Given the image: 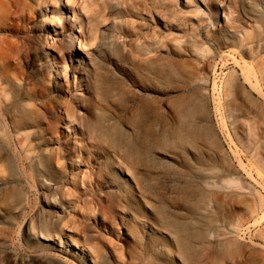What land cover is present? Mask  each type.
<instances>
[{
    "label": "rangeland",
    "instance_id": "obj_1",
    "mask_svg": "<svg viewBox=\"0 0 264 264\" xmlns=\"http://www.w3.org/2000/svg\"><path fill=\"white\" fill-rule=\"evenodd\" d=\"M193 1L76 0L93 60L74 103L94 168L65 193L17 118L66 142L82 77L58 74L72 60L38 0H0V264H264V0ZM56 8L65 35L81 25ZM76 204L88 218L64 219L79 248L49 224Z\"/></svg>",
    "mask_w": 264,
    "mask_h": 264
},
{
    "label": "bare ground",
    "instance_id": "obj_2",
    "mask_svg": "<svg viewBox=\"0 0 264 264\" xmlns=\"http://www.w3.org/2000/svg\"><path fill=\"white\" fill-rule=\"evenodd\" d=\"M59 1H60V5L64 9L65 7L69 6L70 10L74 11L75 14L74 23H76V21L80 22L78 21L79 14L75 7L77 6L76 0H38V4H39V10L43 16L44 23H46L48 26L49 25L53 26V29L51 27L47 28L49 33L54 32L55 35H64L63 37L64 42L66 43V47L68 46L66 48V58L72 60L73 66L72 65L69 66V64H66L64 66L62 65L61 68V65H59L60 67L57 65L58 74L63 73L64 75H66V81L69 82L70 81L68 76L69 74H65V73L67 72L69 73V71H72V69H74L76 73L80 74V76L82 77V80L78 81L77 74L75 75L76 77L75 81L76 83L78 82V85L76 84L77 92H75L72 95L71 98L72 102L70 104L71 106L69 108L66 118L62 117L67 130L70 132V135L67 138L66 142L62 141L61 137L57 138L56 140L52 139L51 141L48 142L44 141L45 139L43 138L44 136L41 126L42 122H39V120L36 119L34 123L28 121L27 113H25L22 110H19L20 112L18 113L17 125L21 127L18 130V137L21 138V141L39 139L40 140L38 143L39 146L44 145V148H42L38 157L40 163L44 161L49 162V169H48L49 172L48 174H44V175H46L47 180L51 179L53 182H55L58 188H61L66 193L70 191L72 187H77L78 189L83 187L85 189H88L89 188L88 184L91 183L89 182V179L92 173V168H94V164L93 161L91 160V156L86 157V152L84 149L85 133L83 127L81 126L80 122H78V118H77L78 115H81L83 113H82V109L78 107L76 103H74V101L76 102L80 99L79 88L81 86H84L85 84L83 83H85V81L88 80L87 75L85 76L86 74L85 71H82V68L85 69L88 66L85 65L84 63L87 60L90 63L93 59L91 58V55L88 51L89 43L87 41H82V38L79 37L77 34L78 32H81L82 34V30L80 29H82L81 27H83V21L80 22L81 25L79 27H77L76 24H73L72 28H70L72 30L69 31L67 35H65V31L69 30L67 23L61 21V17H59L56 14V10H57L56 3H58ZM202 2L206 4L205 0H202ZM197 5L198 7H202L201 2H197ZM217 11H219V9ZM221 16H225V13L223 12ZM219 17L220 15L218 14V18ZM66 22L69 21L66 20ZM217 23L219 22L214 21V24ZM94 36L95 35L93 34L91 40L93 39ZM51 37L54 40H56L55 38L56 36H49L48 38ZM48 43H50V41H48ZM47 54L51 56L50 51H47ZM74 64L76 65L74 66ZM79 82L82 83V85ZM50 128H52V126H50ZM54 144L57 145V147L54 146ZM65 144L67 145L71 144V149L67 152V155L62 154L61 152L62 148L63 149L65 148L64 147ZM32 150L34 149L32 148ZM56 152L60 153V155L57 157V160L55 156ZM88 212L89 211H86L84 208L81 209V207L78 204H76L75 206L70 205L68 208L60 207V209L57 210L58 214L54 215L58 217V221L57 220L55 221L54 217H51V219L49 220V224L51 226L56 225V227L58 228L60 226V231L63 234H67L68 235L67 238L70 239V242L78 246L79 248L80 246H82L80 240L78 239L77 236H75V234L70 233L71 230H69L70 227H68V220L64 219V216L67 213L69 214L81 213L84 218H88L89 215ZM43 238L50 242L56 240V237H54L53 234L43 235Z\"/></svg>",
    "mask_w": 264,
    "mask_h": 264
}]
</instances>
